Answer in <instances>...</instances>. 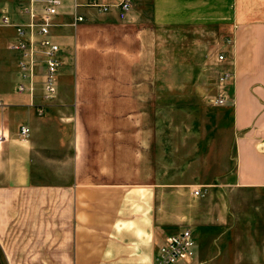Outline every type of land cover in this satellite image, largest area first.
Returning a JSON list of instances; mask_svg holds the SVG:
<instances>
[{"label": "crops", "instance_id": "1", "mask_svg": "<svg viewBox=\"0 0 264 264\" xmlns=\"http://www.w3.org/2000/svg\"><path fill=\"white\" fill-rule=\"evenodd\" d=\"M85 2L61 0L51 38L76 71L98 70L100 80L62 67L40 114V89L16 91L9 45L18 37L0 24V264H148L161 239L184 227L193 254L177 264H264V0H132L123 19L116 7L100 12ZM75 14L83 21L72 27ZM176 29L201 36L186 56L202 51L211 57L204 65L231 74L215 83L231 113V176L220 175L217 139L207 176L159 169L157 73L170 66L159 64L158 38Z\"/></svg>", "mask_w": 264, "mask_h": 264}, {"label": "rangeland", "instance_id": "2", "mask_svg": "<svg viewBox=\"0 0 264 264\" xmlns=\"http://www.w3.org/2000/svg\"><path fill=\"white\" fill-rule=\"evenodd\" d=\"M18 0H0V7H6V16L11 24L24 22L21 18L15 17L22 12V7L14 6ZM16 7V8H15ZM1 13V12H0ZM22 14V13H21ZM24 14V13H23ZM57 24H54V26ZM5 26H0V32ZM10 27V26H7ZM11 28V27H10ZM56 31L55 33H57ZM5 33V32H4ZM98 35L99 33L96 32ZM52 36V32L50 30ZM65 36V35H64ZM113 36V33H111ZM201 39L193 30H163L158 38V60L161 66H170L169 71L162 70L157 73L158 82L161 87L157 89V101L155 106V131H157V156L159 169L171 175H183L187 178L207 176L213 170L209 166L217 155L215 149L212 151V144L216 139L219 141L218 158L220 160V175L231 176L234 171V149L233 137L231 135V113L230 109L223 105L212 104L213 97L217 92L215 83L218 72L212 65H204V61L211 58L197 50V56L190 58L186 56L189 47L197 49L195 43ZM59 46L58 75L62 74V67H69V73L75 75H89L91 80H100L99 71L81 72L74 68V60L64 55L62 43L56 41ZM191 45V46H190ZM65 49L68 45L64 46ZM6 53L4 46L0 45V55ZM207 53V52H206ZM216 56V52L214 53ZM40 59V58H39ZM98 61L99 56L94 57ZM98 69V65L96 64ZM43 73V64L39 61L36 66V73L33 77V88L40 89ZM218 82V81H217ZM34 91V90H33ZM49 103H39L42 111ZM75 106L68 105L70 110ZM93 110L98 111L100 105H91ZM115 108V105H112ZM131 105H124L125 120L124 131H131V121L127 119ZM108 107V105H107ZM95 111H93L94 113ZM129 112V113H128ZM94 115V114H93ZM181 131H191L185 136ZM214 134V135H212ZM189 140L190 146L183 145L181 140ZM171 165V166H170ZM170 167V168H169ZM225 201H232V191L225 187Z\"/></svg>", "mask_w": 264, "mask_h": 264}, {"label": "built area", "instance_id": "3", "mask_svg": "<svg viewBox=\"0 0 264 264\" xmlns=\"http://www.w3.org/2000/svg\"><path fill=\"white\" fill-rule=\"evenodd\" d=\"M22 4V12L27 15V19L18 24H11L7 16H0V24L11 25L15 29L18 40L9 45L17 53V73L18 81L16 91L27 92L30 96L33 93V77L36 73V66L39 61L43 64V73L40 84V97L47 102L54 98L56 93L55 79L58 67L57 53L58 44L53 41L50 35V28L54 25L53 16L57 14L61 0H19ZM39 5L37 6V4ZM132 0H86L85 6L96 8L100 12H105L111 7H116L118 17L123 19L131 8ZM83 21L79 14L73 15L70 26L75 27ZM40 58V59H39ZM216 61L223 60V55L217 53ZM228 71H222L218 77V83H223L230 78ZM212 104L223 105L224 96L217 93L212 99ZM3 105L0 100V107ZM38 114L42 112L39 105L35 106ZM28 128L19 126V134L26 136ZM2 134L0 133V140ZM194 195L199 194L198 189H193ZM194 240L189 228H181L176 232L166 234L156 246L152 259L148 264H177L185 262L192 257Z\"/></svg>", "mask_w": 264, "mask_h": 264}]
</instances>
